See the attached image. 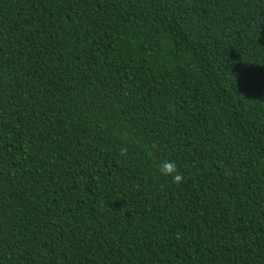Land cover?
<instances>
[{"label": "trees", "instance_id": "16d2710c", "mask_svg": "<svg viewBox=\"0 0 264 264\" xmlns=\"http://www.w3.org/2000/svg\"><path fill=\"white\" fill-rule=\"evenodd\" d=\"M0 264H264V0H0Z\"/></svg>", "mask_w": 264, "mask_h": 264}, {"label": "clouds", "instance_id": "9594fccd", "mask_svg": "<svg viewBox=\"0 0 264 264\" xmlns=\"http://www.w3.org/2000/svg\"><path fill=\"white\" fill-rule=\"evenodd\" d=\"M119 151L122 155H126L128 149L127 147H121ZM158 169L160 174H162L165 177H170L171 180L176 184H180L184 180V176L182 173L179 172L178 165L174 160H168V159L163 160L158 165Z\"/></svg>", "mask_w": 264, "mask_h": 264}]
</instances>
